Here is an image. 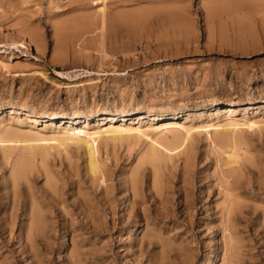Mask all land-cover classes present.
Wrapping results in <instances>:
<instances>
[{"label":"rangeland","instance_id":"1","mask_svg":"<svg viewBox=\"0 0 264 264\" xmlns=\"http://www.w3.org/2000/svg\"><path fill=\"white\" fill-rule=\"evenodd\" d=\"M0 264H264V0H0Z\"/></svg>","mask_w":264,"mask_h":264},{"label":"bare ground","instance_id":"2","mask_svg":"<svg viewBox=\"0 0 264 264\" xmlns=\"http://www.w3.org/2000/svg\"><path fill=\"white\" fill-rule=\"evenodd\" d=\"M102 1V0H101ZM105 2V1H104ZM105 10V9H104ZM103 13V12H102ZM106 13V12H105ZM151 15V14H149ZM101 16V15H100ZM145 17H146V14L144 12H137V13H131V14H119L117 16H115L114 18H111L110 19V23H112L113 25H119L121 26L122 24L123 25H128V26H138L141 22L144 24V21H145ZM103 20V19H102ZM147 20V19H146ZM105 21V20H104ZM103 21V22H104ZM232 110V109H231ZM114 132V131H113ZM96 133V132H95ZM106 133V132H105ZM92 138H90L91 140L92 139H95L96 138H99L101 136H98V135H93V136H90ZM100 139V138H99ZM117 139V137H116ZM98 140V139H97ZM87 141V140H86ZM96 142V141H95ZM98 142V141H97ZM224 142V141H223ZM91 143V141H90ZM90 143H87V144H90ZM94 143V141H93ZM97 143H95L96 145ZM234 144V143H233ZM88 147V154H89V159H90V168L93 172H96L98 173V169H99V164L98 163H101V162H97V156L95 158V154L97 153L96 152V148L94 146V144H90L87 146ZM182 147V146H181ZM240 147V146H239ZM98 148V146H97ZM232 150V149H231ZM99 153V152H98ZM230 153V152H228ZM97 155V154H96ZM191 156V155H190ZM156 156L154 154H152V156L149 157V161H152V162H155L156 161ZM242 157V156H241ZM230 161L231 162H234L235 163V160H236V154H233L230 156ZM89 161V160H88ZM229 164V163H228ZM161 166V165H160ZM90 170V171H91ZM91 171V172H92ZM92 172V173H93ZM102 172V171H100ZM95 174V173H94ZM104 175V173H103ZM102 176V175H100ZM106 175H104L103 177H105Z\"/></svg>","mask_w":264,"mask_h":264}]
</instances>
